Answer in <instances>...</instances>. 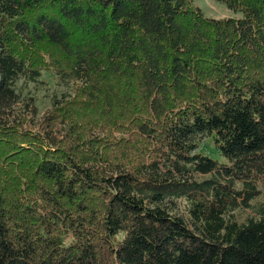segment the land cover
Instances as JSON below:
<instances>
[{"label":"trees","instance_id":"1","mask_svg":"<svg viewBox=\"0 0 264 264\" xmlns=\"http://www.w3.org/2000/svg\"><path fill=\"white\" fill-rule=\"evenodd\" d=\"M211 1L0 0V264H264V0Z\"/></svg>","mask_w":264,"mask_h":264},{"label":"rangeland","instance_id":"2","mask_svg":"<svg viewBox=\"0 0 264 264\" xmlns=\"http://www.w3.org/2000/svg\"><path fill=\"white\" fill-rule=\"evenodd\" d=\"M194 4L201 10L206 18L223 19L233 16L224 6L217 4L211 0H193ZM18 91L22 95L34 97L36 100L37 117L36 123H40L42 118L51 109L52 98H60V94L65 92V88L61 87L52 74L42 73L38 83L32 85H19ZM199 154L204 155L216 162H221V157L214 149L213 143L206 138L200 143Z\"/></svg>","mask_w":264,"mask_h":264}]
</instances>
